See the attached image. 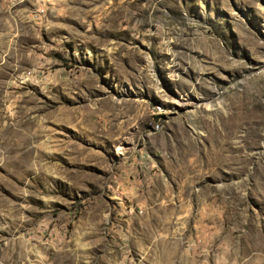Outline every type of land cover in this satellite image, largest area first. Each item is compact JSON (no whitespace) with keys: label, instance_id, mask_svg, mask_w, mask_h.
Listing matches in <instances>:
<instances>
[{"label":"rangeland","instance_id":"1","mask_svg":"<svg viewBox=\"0 0 264 264\" xmlns=\"http://www.w3.org/2000/svg\"><path fill=\"white\" fill-rule=\"evenodd\" d=\"M0 264H264V0H0Z\"/></svg>","mask_w":264,"mask_h":264}]
</instances>
